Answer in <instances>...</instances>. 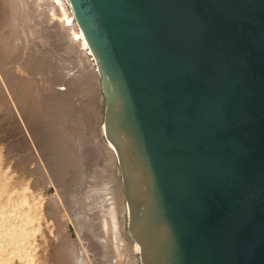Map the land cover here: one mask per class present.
I'll return each instance as SVG.
<instances>
[{"label": "water", "instance_id": "water-1", "mask_svg": "<svg viewBox=\"0 0 264 264\" xmlns=\"http://www.w3.org/2000/svg\"><path fill=\"white\" fill-rule=\"evenodd\" d=\"M68 1L141 264H264V0Z\"/></svg>", "mask_w": 264, "mask_h": 264}, {"label": "rangeland", "instance_id": "rangeland-1", "mask_svg": "<svg viewBox=\"0 0 264 264\" xmlns=\"http://www.w3.org/2000/svg\"><path fill=\"white\" fill-rule=\"evenodd\" d=\"M17 1L33 18L35 39L33 46L27 34L20 57L13 43L0 57V264H140L121 175L101 132L91 57L83 50L91 66L81 65L57 0ZM5 3L0 14L9 8L15 23ZM7 22L0 20V36ZM90 74L91 90H77Z\"/></svg>", "mask_w": 264, "mask_h": 264}, {"label": "bare ground", "instance_id": "bare-ground-1", "mask_svg": "<svg viewBox=\"0 0 264 264\" xmlns=\"http://www.w3.org/2000/svg\"><path fill=\"white\" fill-rule=\"evenodd\" d=\"M3 1H5L6 3H5V5L6 6H10L11 5V3L13 4V6H12V9H13V11L16 13V16H15V23H11L10 22V19H11V15H12V11H11V13H10V15L7 13V12H10V10H9V8H7V7H5L4 9H3V11L1 12V14H0V20H3V19H5L6 21H9V23L7 22L6 23V27H5V29H4V31H3V33H2V35L0 36V57H4L6 54H7V52L8 51H12V49H9L10 47H9V44L10 43H13L14 44V46H15V51H16V54H19V51L22 49V47H21V45H22V43H25L26 42V40H27V34H29L30 35V37H31V44L34 46V39H35V37L34 36H32V32H31V28H32V17H26V16H29L28 15V13H27V7H25L24 5H22V3L21 4H19L20 2L19 1H17V0H3ZM10 1V2H9ZM63 1H65L64 3H66L67 4V6H68V10H65V8H64V3H62ZM57 2H58V7L56 8V10H57V12H58V14H59V16L60 17H62V20H63V22L66 24V25H70V27H64V29H62L63 31L62 32H65V33H67L68 35H70V36H72V37H76V38H78L77 39V42H73V43H71V48H75L76 49V51L75 52H77V50L79 51V54H80V58H81V60H83L82 62H81V65H83L84 67H85V64H87L88 62L85 60V53L86 54H88L91 58H90V60L93 62V66H94V68H95V74H96V76L95 77H97V75H98V77L97 78H99V81H100V77H99V73H98V68H97V64H96V61H95V59H94V57H93V55H92V53H91V50H90V48H89V46H88V44H87V42H86V40H85V37H84V35L82 34V32H81V30H80V28H79V26L77 25V22H76V20H75V18H74V14H73V11H72V9H71V6H70V4H69V1L68 0H57ZM16 6V7H15ZM7 14V16H8V18H6V15ZM34 23V22H33ZM1 25H3L4 26V24H3V22H2V24ZM41 42L43 43L44 41L41 39ZM37 43V42H36ZM74 49V50H75ZM83 50L85 51V53L83 52ZM19 57L21 56L20 54L18 55ZM79 58V59H80ZM33 60V59H32ZM89 64V66H91L90 65V63H88ZM3 68L4 69H9V67H8V65H6V64H3ZM82 69V68H81ZM86 70V69H85ZM88 71V70H87ZM93 71H94V69H93ZM89 72V71H88ZM91 73V72H90ZM93 73V72H92ZM93 73V74H94ZM87 74V73H86ZM85 76H87V75H85ZM90 76H91V74H90ZM88 77V79H87V81H85V82H81L80 84H79V86L77 85V90H83V89H86V90H91V89H87V88H89V87H92V86H90V84H91V81L93 80V76H91V77ZM87 78V77H86ZM85 78V79H86ZM92 78V80H90ZM6 79H7V77H6ZM10 82V84H11V81H9ZM91 85H93V84H91ZM11 86V85H10ZM100 86H101V81H100ZM93 90V89H92ZM84 91V90H83ZM87 93V92H86ZM88 94H90V91H89V93ZM101 132H102V134H103V137H104V139H105V141H106V145H107V147H108V149H109V152H110V156L112 157H114V160H115V163L118 165V158H117V154H116V150H115V148H114V146L106 139V136H105V128H104V122H103V125H102V127H101ZM62 138V137H61ZM59 150V149H58ZM109 156V155H108ZM108 157L107 158V160H109V159H111V157ZM106 160V161H107ZM110 161V160H109ZM108 161V162H109ZM107 162V163H108ZM107 163H105L106 165H105V167L107 166ZM52 166V165H51ZM54 166H58V165H54ZM50 167V166H49ZM111 167V166H110ZM106 168H109L108 166L106 167ZM111 169V168H110ZM103 171V170H102ZM110 174V173H109ZM104 175V174H103ZM103 175H102V177H103ZM105 176V175H104ZM111 176V175H110ZM101 177V176H100ZM99 177V178H100ZM108 177V176H107ZM106 177V178H107ZM106 178H104L103 177V179L102 180H104V181H106L107 179ZM108 178H110V177H108ZM112 178V177H111ZM110 178V179H111ZM109 180V179H108ZM107 180V181H108ZM113 180V179H112ZM116 192V191H115ZM111 194H112V199H113V203L114 202H116V195H113L114 194V192H111ZM118 200V199H117ZM109 205H111L112 207H113V203H112V200L110 201V199L108 200V202H107ZM127 205V204H126ZM110 207V206H109ZM128 208V207H127ZM12 210V209H11ZM13 211V210H12ZM130 236V235H129ZM131 238V237H130ZM135 243V242H134ZM135 247H136V249L138 250V253H139V261H140V250H139V247H138V245L135 243ZM11 248V247H10ZM4 250H5V248H4ZM3 250V251H4ZM126 250V249H125ZM127 251V250H126ZM2 252V251H1ZM0 252V253H1ZM8 252V251H7ZM10 252V251H9ZM11 253V252H10ZM9 254V253H8ZM7 254V255H8ZM140 264H141V261H140Z\"/></svg>", "mask_w": 264, "mask_h": 264}]
</instances>
